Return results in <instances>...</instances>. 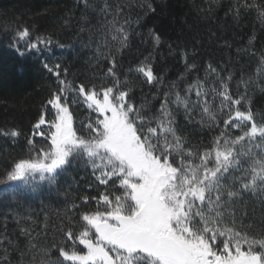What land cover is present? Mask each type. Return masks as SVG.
I'll list each match as a JSON object with an SVG mask.
<instances>
[{"label":"snow or ice","instance_id":"snow-or-ice-1","mask_svg":"<svg viewBox=\"0 0 264 264\" xmlns=\"http://www.w3.org/2000/svg\"><path fill=\"white\" fill-rule=\"evenodd\" d=\"M84 3L92 7L88 0ZM139 6L145 14L155 12L152 0ZM100 11L112 12L108 0ZM248 12H255L264 27V3L257 0H233L226 14L239 24ZM121 15L118 6L107 21L117 51L129 47L131 36L127 17L116 26ZM17 35L29 37V31ZM148 37L154 50L161 45L152 29ZM36 40L52 43L50 37ZM256 40L253 33L248 47L237 53L255 56ZM28 47L38 49V44L29 39ZM104 55L109 61L104 79L110 78L112 86L75 88L60 78L59 64L44 65L58 83L46 102L49 118L38 115L25 136L27 155L12 160L0 180L28 183L38 174L56 185L78 161L89 171L87 188L96 189V195L80 196L71 206L76 218L69 217L58 238L43 245L34 242L37 237L27 228L21 229L27 251L0 234V264H12L9 247L20 251L16 264H264V220L259 228L244 223L249 201L264 206V109H255L248 94L257 80L264 83V51L256 79L242 75L235 91L230 90L234 74L212 62L203 77L186 79L197 69L194 60L189 62L195 50L181 52L184 72L167 84L166 70L156 72L152 52L126 72L115 55ZM129 73L140 74L156 89L150 98L134 95ZM81 104L89 115L76 126L70 105ZM0 135L15 139L24 133L13 128ZM35 137L43 138L39 146ZM29 254L31 259H25Z\"/></svg>","mask_w":264,"mask_h":264},{"label":"trees","instance_id":"trees-1","mask_svg":"<svg viewBox=\"0 0 264 264\" xmlns=\"http://www.w3.org/2000/svg\"><path fill=\"white\" fill-rule=\"evenodd\" d=\"M143 2L146 0H108L112 12L105 15L100 11L104 0H88L92 5L89 8L85 7L84 0H0V130L16 128L24 133L15 139L0 135V180L4 179L5 169L12 160L27 155L25 136L31 134L38 115L45 114L46 120L49 118L46 102L58 83L55 73L49 72L45 64L49 67L59 64L60 78L66 83L71 82L75 88L80 85L91 88L93 84L100 86L102 83L112 86L110 78L104 79L109 66L104 54L115 55L124 66L122 71L126 72L129 66L135 67L152 52L155 56L153 66L158 73L166 70L167 84L184 72L185 60L181 52L186 50L191 55L195 50L189 62L194 60L197 69L186 74L188 81L197 75L203 77L209 62L234 74L232 91L236 90L242 75L245 79L249 75L256 79L258 56L264 51V27L256 19L255 12L243 13L237 24L230 14H226L233 0H218L212 4L209 0H152L155 12L147 14L146 9L139 6ZM257 3H264V0H257ZM118 6L123 15L118 17L116 26L119 27L127 17L130 26L125 27L131 32L129 47L119 51V45L111 42L114 33H109L111 26L107 23ZM138 18L139 24L136 23ZM24 29L29 31V37L20 38L17 34ZM148 29L162 38L161 45L155 50ZM253 33L257 37L253 49L256 55L238 54V48L248 47V38ZM37 36L50 37L52 43H39ZM29 39L38 44V49L28 47ZM105 40L109 43L105 44ZM169 45H172L171 51ZM64 69H67L66 74ZM128 78L135 85L133 93L137 98L141 93L150 98L156 91L152 85L144 83L140 74L129 73ZM243 87L240 85L241 91ZM248 94L255 109H264V83L257 80L250 86ZM156 103L158 106L159 101ZM70 111L76 126L89 115L84 104L70 105ZM34 139L38 146L43 142L41 137ZM204 139L207 142L206 136ZM91 181L89 171L77 161L68 166L56 185L41 181L38 174L30 177L28 183L0 184V234L7 235L24 251H27V238L21 234V229L27 228L37 237L34 242L40 245L58 238V230L67 225L68 218H76L72 204L79 203V197L84 194L96 195V189L87 188ZM247 212L244 223L259 228L264 220V206L249 201ZM8 251L12 264H16L20 251L11 247ZM25 259H31V255Z\"/></svg>","mask_w":264,"mask_h":264},{"label":"rangeland","instance_id":"rangeland-1","mask_svg":"<svg viewBox=\"0 0 264 264\" xmlns=\"http://www.w3.org/2000/svg\"><path fill=\"white\" fill-rule=\"evenodd\" d=\"M45 126H46V125H45ZM45 126H44V127H45Z\"/></svg>","mask_w":264,"mask_h":264}]
</instances>
